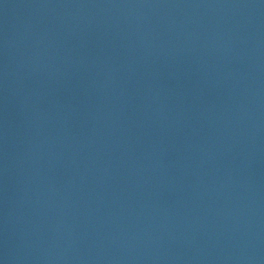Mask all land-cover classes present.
<instances>
[{
	"label": "water",
	"instance_id": "1",
	"mask_svg": "<svg viewBox=\"0 0 264 264\" xmlns=\"http://www.w3.org/2000/svg\"><path fill=\"white\" fill-rule=\"evenodd\" d=\"M0 264H264V0H0Z\"/></svg>",
	"mask_w": 264,
	"mask_h": 264
}]
</instances>
